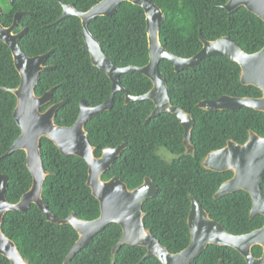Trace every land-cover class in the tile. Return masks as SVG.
<instances>
[{"label":"trees","instance_id":"trees-1","mask_svg":"<svg viewBox=\"0 0 264 264\" xmlns=\"http://www.w3.org/2000/svg\"><path fill=\"white\" fill-rule=\"evenodd\" d=\"M63 1L87 11L101 0ZM154 1L166 15L160 31L162 43L178 56L192 57L202 49L200 32L209 40L229 36L249 53L264 47V21L244 6L230 12L225 8L228 0ZM0 4L5 8L1 15L5 26L13 23L17 11L29 12L22 15L16 28H28L19 44L29 56L54 49L45 63L52 67L41 72L35 90L43 95L53 88V99L43 110L67 99L56 115L59 125L70 126L76 122L82 100L97 106L109 99L112 82L93 64L78 16L58 20L63 14L58 0H14L13 4L0 0ZM90 29L117 66L149 63L146 14L140 5L124 1L116 14L92 19ZM160 71L168 81L172 103L193 115L195 153H185L184 129L176 115L164 112L149 117L155 108L152 100L127 104L125 93L118 91L112 109L101 111L86 122L89 140L97 147V154L103 147L127 143V148L104 178L118 176L131 188L142 184L146 176L157 183V195L143 205L144 221L173 253L186 248L191 240L190 193L233 234H246L261 228L264 215L251 217L247 204H252V198L248 192L238 190L218 199L214 197L233 172L206 169L202 159L210 151L225 146L229 139L245 143L250 130L264 137V111L251 107L208 111L197 104L225 94L260 97L262 91L254 85L243 84L240 65L224 55L204 57L195 69L180 71L175 70L172 61L163 59ZM121 82L133 95H143L153 87L151 79L137 71L122 74ZM20 83L12 51L0 39V171L9 177L7 198L11 203H17L33 183L24 150L3 156L21 134L13 116L17 97L5 88H14ZM160 147L179 157L165 159L158 153ZM41 151L44 165L50 172L44 183L43 198L51 212L59 219H66L72 211L81 219L97 218L101 213L100 201L87 184L89 165L86 160L63 154L47 137L41 140ZM2 228L30 264H64L79 237L73 225L48 221L35 203L26 211H8ZM122 233L120 224L110 223L73 257L70 264H138L147 253L145 247L124 244L113 256V248ZM253 254L260 257L263 248L254 246ZM221 260L225 264H248L237 249L215 244H210L191 264H220ZM0 264L12 263L0 253ZM140 264L163 263L156 256H149Z\"/></svg>","mask_w":264,"mask_h":264},{"label":"water","instance_id":"water-1","mask_svg":"<svg viewBox=\"0 0 264 264\" xmlns=\"http://www.w3.org/2000/svg\"><path fill=\"white\" fill-rule=\"evenodd\" d=\"M58 1L63 6V14L58 20L71 15L81 19L83 37L91 60L110 78L112 93L108 100L97 106H91L82 100L76 122L70 126L59 125L56 122V115L67 99L53 103L43 110V107L53 99V88L48 89L43 95H38L35 90L41 72L52 67L45 63L54 49L45 54L29 56L19 44V39L28 28L24 27L16 32L22 15L29 12L17 11L13 23L5 26L1 21L5 8L0 4V39L10 47L15 66L21 76L19 86L5 88L17 97L13 116L21 129V134L3 156L17 150H24L27 155V165L33 177L31 188L17 203H11L7 198L9 177L0 171V253L8 257L12 264H30L20 252L16 242L4 232L2 224L8 211H26L32 203H35L46 214L48 221L71 224L78 232L79 237L67 254L64 264H70L73 257L86 247L96 234L113 222L120 224L123 230L120 241L113 248V256L124 244L145 247L147 253L138 264L149 256H156L163 264H191L210 244L231 246L237 249L248 264H264V225L250 233L233 234L222 223L215 220L192 193L189 195L191 209L188 215L190 243L180 252H171L152 233L144 221L146 213L143 205L146 200L157 195L159 191L157 183L150 176H146L142 184L131 188L118 176L105 179L104 174L122 155L127 148V143L123 142L117 147H103L101 154L98 155L97 147L90 142L86 129V122L99 112L112 109L116 92L123 91L127 104L131 101L152 100L155 108L149 117H155L164 112L176 115L184 129L185 153L194 154L192 130L195 120L191 113L172 103L168 81L160 71L161 61L163 59L172 61L175 70L180 71L186 68L195 69L204 57L227 56L240 65L242 83L258 87L262 95L251 97L225 94L217 99H203L197 106L208 111L242 107L264 111V47L257 52L249 53L229 36L209 40L204 38L200 32V39L203 42L202 49L192 57H182L169 51L162 43L160 31L166 15L154 0H101L87 11L80 10L74 3ZM124 1L140 5L146 14L150 61L144 66H117L105 53L100 40L90 29L92 19L116 14ZM9 2L13 4L14 0H9ZM242 6L264 21V0H228L225 8L233 12ZM133 71L142 73L151 79L153 87L147 93L133 95L125 89L121 76ZM44 137L52 140L63 154L77 155L88 163L87 184L100 201L101 207V213L97 218L81 219L75 211H72L66 219H59L45 203L44 183L50 172L44 165L41 151V140ZM202 165L213 171L233 172V176L223 182L216 191L214 195L216 199L243 190L248 192L252 198L251 217L258 214L264 215L263 136L250 130L245 143L229 139L225 146L210 151L202 159ZM256 245L263 248V254L260 257L253 254V248ZM220 264H225V262L221 260Z\"/></svg>","mask_w":264,"mask_h":264},{"label":"flooded vegetation","instance_id":"flooded-vegetation-1","mask_svg":"<svg viewBox=\"0 0 264 264\" xmlns=\"http://www.w3.org/2000/svg\"><path fill=\"white\" fill-rule=\"evenodd\" d=\"M20 25V21H19V24ZM24 27H21L20 30H22ZM20 30H17L16 29V32H19ZM158 153L161 154L165 159L167 160H171L175 157H179V155L177 153H174L170 150H168L167 148L165 147H160L159 150H158Z\"/></svg>","mask_w":264,"mask_h":264},{"label":"rangeland","instance_id":"rangeland-1","mask_svg":"<svg viewBox=\"0 0 264 264\" xmlns=\"http://www.w3.org/2000/svg\"><path fill=\"white\" fill-rule=\"evenodd\" d=\"M101 154V152L99 151L98 152V155H100ZM264 189V188H263ZM247 208L249 209V210H251L252 209V204L251 203H249V204H247Z\"/></svg>","mask_w":264,"mask_h":264}]
</instances>
